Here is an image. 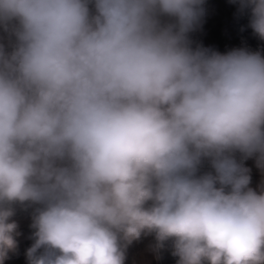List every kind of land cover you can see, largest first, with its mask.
Masks as SVG:
<instances>
[{
	"label": "clouds",
	"instance_id": "1",
	"mask_svg": "<svg viewBox=\"0 0 264 264\" xmlns=\"http://www.w3.org/2000/svg\"><path fill=\"white\" fill-rule=\"evenodd\" d=\"M204 0H0V264H264V55L191 46ZM264 39V0H239ZM208 170H203L204 165ZM149 202H151L149 204Z\"/></svg>",
	"mask_w": 264,
	"mask_h": 264
},
{
	"label": "crops",
	"instance_id": "2",
	"mask_svg": "<svg viewBox=\"0 0 264 264\" xmlns=\"http://www.w3.org/2000/svg\"><path fill=\"white\" fill-rule=\"evenodd\" d=\"M201 18L204 27L207 26L211 31L210 37L219 40L217 43L219 53L226 54L233 49L243 48L264 55V39L255 34L249 26L250 10L242 9L239 0H223L222 6H212L210 10L203 12ZM219 23H221L220 27ZM2 36L4 33L0 30V37ZM236 159L249 169V187L257 193L264 191V168L257 164L258 155L245 159L237 152ZM203 170H208L207 164L204 165ZM33 212L34 206L27 208L16 206L15 215L11 219L18 225L19 234L15 236L17 247L9 252L3 264H28L26 253L34 242L32 239L34 229L31 227ZM121 244L126 245L124 264H178L179 261V257L173 254V241H164L161 247L154 232L146 231L131 243L122 239Z\"/></svg>",
	"mask_w": 264,
	"mask_h": 264
},
{
	"label": "rangeland",
	"instance_id": "3",
	"mask_svg": "<svg viewBox=\"0 0 264 264\" xmlns=\"http://www.w3.org/2000/svg\"><path fill=\"white\" fill-rule=\"evenodd\" d=\"M223 0H204L203 3V10L204 7L205 10H210L212 6L220 5L222 6ZM203 11V12H204ZM202 18L200 19L199 23L196 25L193 31H191L188 36L189 40L191 42V46L193 48L196 47H203L208 48L214 51L218 52V46L217 43L219 40H215L212 37H210V30H208L207 26L204 27L203 23H201ZM220 24V25H219ZM218 26H221V23H219Z\"/></svg>",
	"mask_w": 264,
	"mask_h": 264
}]
</instances>
